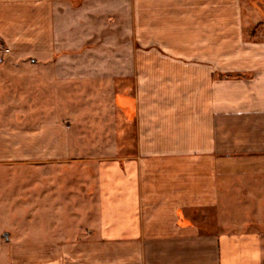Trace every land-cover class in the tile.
Masks as SVG:
<instances>
[{
  "label": "crops",
  "instance_id": "1",
  "mask_svg": "<svg viewBox=\"0 0 264 264\" xmlns=\"http://www.w3.org/2000/svg\"><path fill=\"white\" fill-rule=\"evenodd\" d=\"M0 165L12 264H264V0H0Z\"/></svg>",
  "mask_w": 264,
  "mask_h": 264
},
{
  "label": "rangeland",
  "instance_id": "2",
  "mask_svg": "<svg viewBox=\"0 0 264 264\" xmlns=\"http://www.w3.org/2000/svg\"><path fill=\"white\" fill-rule=\"evenodd\" d=\"M1 166V165H0ZM5 166H7V165H5ZM10 165H8V167H9ZM13 166H17V165H13ZM4 227H6V229L8 230H10V231H12L10 228H12L13 227V225H10V224H8V225H0V237L2 236V237H4V233L5 232H7V233H10V231H6L5 230V228ZM1 242V241H0ZM41 258H43V259H46L47 257H41ZM13 262H12V257L11 256H8V255H6V254H2V255H0V264H12Z\"/></svg>",
  "mask_w": 264,
  "mask_h": 264
},
{
  "label": "built area",
  "instance_id": "3",
  "mask_svg": "<svg viewBox=\"0 0 264 264\" xmlns=\"http://www.w3.org/2000/svg\"><path fill=\"white\" fill-rule=\"evenodd\" d=\"M6 51H8V50H6Z\"/></svg>",
  "mask_w": 264,
  "mask_h": 264
}]
</instances>
